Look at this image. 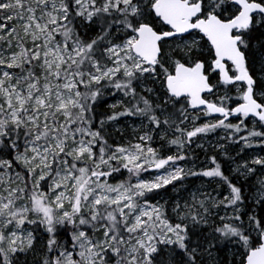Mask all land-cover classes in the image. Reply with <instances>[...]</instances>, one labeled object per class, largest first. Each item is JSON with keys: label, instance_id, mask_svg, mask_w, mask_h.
I'll return each mask as SVG.
<instances>
[{"label": "snow or ice", "instance_id": "6c2138e0", "mask_svg": "<svg viewBox=\"0 0 264 264\" xmlns=\"http://www.w3.org/2000/svg\"><path fill=\"white\" fill-rule=\"evenodd\" d=\"M0 264H264V0H0Z\"/></svg>", "mask_w": 264, "mask_h": 264}, {"label": "rangeland", "instance_id": "374dc122", "mask_svg": "<svg viewBox=\"0 0 264 264\" xmlns=\"http://www.w3.org/2000/svg\"><path fill=\"white\" fill-rule=\"evenodd\" d=\"M114 102H115V100L112 99V98H109L107 100L108 104L114 103ZM105 108H107V104H105ZM233 122H235V121H233ZM224 134L225 133H224L223 130H218L216 134H211L210 135V140L212 142H214L218 136H223ZM224 143H225V146L229 149V151L231 152L232 155H236V152L239 151V148H236L235 146L231 145L229 142L225 141ZM199 154H200L201 159H203V153L200 152ZM220 159L223 160L224 159L223 156H221ZM181 163H183V162H181ZM261 178L262 177L260 176L259 173L257 174V176L251 178L250 183L246 186V190H245L246 191V195L248 194L247 188H249V187H251L252 191L255 192L256 189L253 186L257 185L258 180L261 179ZM188 180L189 181H196V178L195 177H189ZM196 183L199 184V181H196ZM162 194L165 195V198H167L168 195H175V193H172L171 188H169L167 194H164V193H162Z\"/></svg>", "mask_w": 264, "mask_h": 264}, {"label": "trees", "instance_id": "16d2710c", "mask_svg": "<svg viewBox=\"0 0 264 264\" xmlns=\"http://www.w3.org/2000/svg\"><path fill=\"white\" fill-rule=\"evenodd\" d=\"M104 109H106V108H105V105H104V107L101 109V111H103Z\"/></svg>", "mask_w": 264, "mask_h": 264}]
</instances>
